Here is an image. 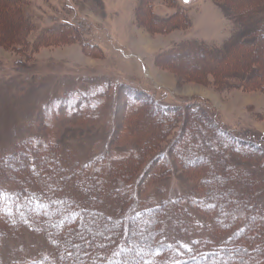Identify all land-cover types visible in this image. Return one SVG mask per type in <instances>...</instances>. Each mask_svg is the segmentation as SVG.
I'll list each match as a JSON object with an SVG mask.
<instances>
[{"label":"trees","instance_id":"1","mask_svg":"<svg viewBox=\"0 0 264 264\" xmlns=\"http://www.w3.org/2000/svg\"><path fill=\"white\" fill-rule=\"evenodd\" d=\"M154 5L148 23L170 26L160 32L186 23L181 9L162 15ZM2 6L14 8L0 0V17L17 18L15 9ZM249 9L260 21L254 18L251 31L239 34L247 41L235 39L228 50L186 41L166 55L195 57L198 74L263 59L264 6ZM18 25L7 42L22 49L32 28L23 20ZM65 25L35 46L76 42L87 54L96 47L81 26ZM105 90L53 100L46 125L61 117L79 124L105 120ZM124 114L121 151L79 154L54 138L52 128L0 148V264H264V134L235 132L197 99L171 105L147 93L127 98ZM9 158L17 159L7 167ZM177 171L191 185L173 196L165 182ZM221 194L232 197L233 207L217 202ZM24 238L38 244V253L29 256L22 242L11 246Z\"/></svg>","mask_w":264,"mask_h":264},{"label":"rangeland","instance_id":"2","mask_svg":"<svg viewBox=\"0 0 264 264\" xmlns=\"http://www.w3.org/2000/svg\"><path fill=\"white\" fill-rule=\"evenodd\" d=\"M153 1L154 10L162 15L181 9L187 15L186 23L177 17L181 28L160 32L161 27L170 26L158 29L148 23L151 14L147 10ZM175 1L177 6L172 0H6L14 6L17 18L0 17V148L21 137H40L52 128L54 138L79 154L95 156L121 151L125 146L118 136L125 117V101L142 100L147 93L171 105L201 100L221 114L235 132L264 134V89H256L259 82L264 85V58L198 74L194 72L200 69L195 57L166 55L186 41L212 50H228L224 46L235 39L247 41L246 36L239 34L251 31L254 18L256 22L259 17L249 7L264 6V0H189L187 4ZM7 8L13 11L10 6H2L1 11ZM22 20L32 29L27 38L30 45L19 49L7 42V35L13 38L15 26L21 28L18 24ZM63 24L81 26L88 43L96 47L87 54L76 42L35 46V42L60 31ZM103 87L108 107L106 121L79 124L61 117L46 125L44 113L50 114L47 104L73 92L81 94ZM16 159L9 158L7 167ZM165 184L168 193L179 196L191 182L183 171H177ZM222 200L233 207L232 197L221 194L217 202ZM27 238L12 242L11 246L16 248L22 242L32 256L38 253V244L31 246Z\"/></svg>","mask_w":264,"mask_h":264},{"label":"water","instance_id":"3","mask_svg":"<svg viewBox=\"0 0 264 264\" xmlns=\"http://www.w3.org/2000/svg\"><path fill=\"white\" fill-rule=\"evenodd\" d=\"M189 0H182L184 4H187Z\"/></svg>","mask_w":264,"mask_h":264},{"label":"bare ground","instance_id":"4","mask_svg":"<svg viewBox=\"0 0 264 264\" xmlns=\"http://www.w3.org/2000/svg\"><path fill=\"white\" fill-rule=\"evenodd\" d=\"M115 228V227H114Z\"/></svg>","mask_w":264,"mask_h":264}]
</instances>
